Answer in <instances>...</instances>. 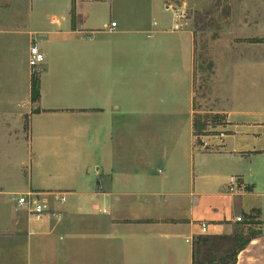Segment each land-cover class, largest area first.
Masks as SVG:
<instances>
[{
	"label": "crops",
	"instance_id": "crops-1",
	"mask_svg": "<svg viewBox=\"0 0 264 264\" xmlns=\"http://www.w3.org/2000/svg\"><path fill=\"white\" fill-rule=\"evenodd\" d=\"M29 1L0 0V142L21 147L25 138L31 155L54 160L38 167L53 179L28 189L51 210L28 219L26 237L0 230L9 237L0 264H194L198 236L233 235L249 240L229 264H264V93L254 104L245 91L239 105L211 111L223 123L199 148L196 34L182 8L151 0L111 6L105 16L93 0L86 11L80 0L47 11ZM24 35L26 69L11 63ZM32 44L44 54L37 73ZM65 56L76 67H50ZM231 176L235 192L227 190ZM231 247L212 251L211 264Z\"/></svg>",
	"mask_w": 264,
	"mask_h": 264
},
{
	"label": "rangeland",
	"instance_id": "rangeland-1",
	"mask_svg": "<svg viewBox=\"0 0 264 264\" xmlns=\"http://www.w3.org/2000/svg\"><path fill=\"white\" fill-rule=\"evenodd\" d=\"M13 1L15 4L16 0ZM88 1L80 0L83 11L87 10L90 3ZM93 1L95 3H91L94 6H99L98 12H105V16L111 6L120 4L127 6L138 2L141 5L152 3L151 0ZM171 2L184 10L185 18L191 22L196 34L194 75L195 108L198 112L195 119L200 123L198 147L202 148L204 146L202 140L215 133L216 126L222 124L224 119L222 115H215L210 113L211 111L226 102L227 105L229 103L239 105L241 93L245 91L253 92L254 104L260 101L259 98L264 93V0H171ZM158 4L160 6V0ZM28 5L30 6L29 0ZM65 5L66 0H34L35 10L39 7H44L45 11L52 7L63 10ZM54 13L59 15L57 11ZM28 39V35H24L14 40L16 51L11 58L14 67L23 69L28 67V59L22 55V50L28 46ZM75 63L74 58L65 56L49 65L68 69L74 68ZM80 67L83 68V58L77 60V68ZM24 122L27 128L28 121ZM25 140V138L18 140L21 147L16 146L17 143L14 141L0 142V187L7 193L4 201L6 203L0 204V230L20 231L19 234L26 237L29 213L27 208H21L17 203L15 205L14 200L30 193L35 195L32 197L42 201L36 192L28 190L29 185L32 181L36 184L37 180L53 179L52 172L43 175L38 167L43 164L44 168L53 167L54 160L48 158L43 162L44 159L38 154L31 155ZM204 147L209 148L206 145ZM46 205L45 213L48 214L51 208L48 203ZM2 234L0 233V245L9 243V237Z\"/></svg>",
	"mask_w": 264,
	"mask_h": 264
},
{
	"label": "trees",
	"instance_id": "trees-1",
	"mask_svg": "<svg viewBox=\"0 0 264 264\" xmlns=\"http://www.w3.org/2000/svg\"><path fill=\"white\" fill-rule=\"evenodd\" d=\"M171 1V0H170ZM73 17L75 16L74 10H72ZM40 92H39V79L38 76L34 73L31 79V100L32 102L39 101ZM194 129L198 136V130H200V123L197 119H194ZM255 233H251L250 237H253ZM249 238H242L241 235H233V236H219V237H202L198 236L194 241V264H211V261L214 257H211L212 251H216L224 245L228 244L229 241L234 242L236 248L233 249L232 247L227 249L225 256H220L217 259L220 264H229L236 260L237 251L242 249L246 243L248 242ZM205 251L203 254V259H200L201 251ZM230 250V251H229ZM207 259V260H206Z\"/></svg>",
	"mask_w": 264,
	"mask_h": 264
},
{
	"label": "built area",
	"instance_id": "built-area-1",
	"mask_svg": "<svg viewBox=\"0 0 264 264\" xmlns=\"http://www.w3.org/2000/svg\"><path fill=\"white\" fill-rule=\"evenodd\" d=\"M165 5L167 10L176 12L177 7L170 0H168ZM115 25V22L111 23L112 28H114ZM43 62L44 54L41 52L37 44H32L30 47L29 66L35 71L42 65ZM204 145L206 144L204 143ZM238 188H240L238 177L231 176L227 185L228 192H235ZM32 196L35 195L30 193L21 195L16 199L17 205L21 208H27L30 218L34 220H41L46 214L47 205L44 201H40ZM236 220L239 222L245 221L242 216L237 217ZM198 225L202 233L208 232V223L206 221H199Z\"/></svg>",
	"mask_w": 264,
	"mask_h": 264
}]
</instances>
